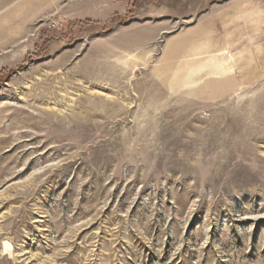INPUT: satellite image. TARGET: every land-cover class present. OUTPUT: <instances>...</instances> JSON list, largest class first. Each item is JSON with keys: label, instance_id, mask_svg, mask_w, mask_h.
I'll return each mask as SVG.
<instances>
[{"label": "rangeland", "instance_id": "rangeland-1", "mask_svg": "<svg viewBox=\"0 0 264 264\" xmlns=\"http://www.w3.org/2000/svg\"><path fill=\"white\" fill-rule=\"evenodd\" d=\"M0 264H264V0H0Z\"/></svg>", "mask_w": 264, "mask_h": 264}]
</instances>
